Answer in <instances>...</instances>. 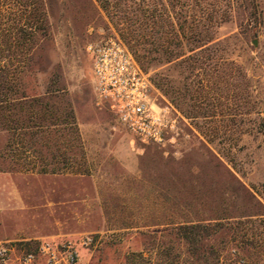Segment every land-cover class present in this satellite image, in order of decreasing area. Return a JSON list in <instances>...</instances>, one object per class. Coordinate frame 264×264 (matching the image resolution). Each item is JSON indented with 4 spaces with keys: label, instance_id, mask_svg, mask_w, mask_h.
Here are the masks:
<instances>
[{
    "label": "rangeland",
    "instance_id": "374dc122",
    "mask_svg": "<svg viewBox=\"0 0 264 264\" xmlns=\"http://www.w3.org/2000/svg\"><path fill=\"white\" fill-rule=\"evenodd\" d=\"M44 3L49 36L24 83L29 93L60 89L69 99L89 174L21 171V165L4 158L9 133L0 128V249H8L10 258L0 264H25L29 254L35 259L27 264H48L40 253L46 242L60 249L70 245L77 253L73 264H129L133 253L154 261L163 245L177 246L174 236L161 230L180 218L220 224L209 240L220 259L208 264H264V133L257 131L264 117V72L255 65L263 52L264 25L248 26L250 12L264 15V0H223L228 19L215 31L226 42L229 62L248 73L251 102H262L263 113L253 106L244 121L240 85L223 80V65L202 86L203 75L182 62L192 45L184 41L185 55L179 58L164 54L174 46L164 43L170 26L154 28L149 19L152 13L176 24L180 14L206 17L204 0L198 6L193 0H111L107 10L97 0ZM131 29L155 35L149 40H155L158 53L146 55L148 70H143L154 97L179 112L174 144L135 140L110 111L96 105L87 46L118 36L129 48L123 34ZM151 47L138 45L142 54V48ZM74 151L79 160L82 153Z\"/></svg>",
    "mask_w": 264,
    "mask_h": 264
},
{
    "label": "trees",
    "instance_id": "16d2710c",
    "mask_svg": "<svg viewBox=\"0 0 264 264\" xmlns=\"http://www.w3.org/2000/svg\"><path fill=\"white\" fill-rule=\"evenodd\" d=\"M97 1L105 10L110 7L111 0ZM193 1L194 6H198L202 0ZM204 2L208 5L206 10H209L206 17L180 14L174 24L169 17L167 21L152 13L149 15L154 28L158 26L162 29L166 23L170 26L171 31L166 32L164 43L168 47L171 43L174 46L173 50L165 49L164 54L176 58L184 56L182 46L187 41L193 47L190 50L192 54L182 62H190V68L197 71L198 75H203L200 83L214 80L218 74L215 67L223 65V70L219 72L223 80H233L240 85L238 107L241 121L251 114L253 106L259 107L260 115L263 113L262 102L252 103L250 100L248 73L243 66L229 62L224 49L226 42L215 37L216 29L228 19L227 11H223V0ZM251 13L248 26L252 24L256 28L264 25L263 12L260 16ZM123 35L141 67L147 71L144 58L158 53L155 40H149L155 35L137 29H131ZM258 35L257 31L253 33V37ZM48 36L44 0H0V128L9 133L4 158L21 165V171L28 173L85 176L89 174V169L85 164V155L81 152V137L71 102L65 95H61L60 89H50L43 95H37L29 93L24 83L25 75L37 65L36 53ZM147 43H151L152 47L142 48V54L138 45ZM6 51L11 54L6 55ZM262 51L255 65L264 72V44ZM259 120L257 131L264 133V117L260 116ZM247 131H243V134ZM210 133L217 135L214 130ZM231 133L232 130H229L227 136ZM74 149L82 153L79 160ZM183 213L184 210L180 214ZM170 225L171 229L164 228L161 231L170 232L177 246L163 245L154 261L151 257L146 259L142 253H133L127 262L208 264L211 258L219 262V251L209 243L220 231L219 223L209 225L203 220L180 218ZM180 249H183L184 254ZM235 261V264L239 263Z\"/></svg>",
    "mask_w": 264,
    "mask_h": 264
},
{
    "label": "built area",
    "instance_id": "2783aa9c",
    "mask_svg": "<svg viewBox=\"0 0 264 264\" xmlns=\"http://www.w3.org/2000/svg\"><path fill=\"white\" fill-rule=\"evenodd\" d=\"M92 59L93 90L96 105L112 113L115 121L133 139L145 144H174L179 129V112L169 102L162 103L153 95L154 85L135 55L118 36L87 46ZM40 253L48 264H73L77 253L70 245L61 249L43 243ZM35 256L29 254L25 264ZM8 249H0V261L8 263Z\"/></svg>",
    "mask_w": 264,
    "mask_h": 264
},
{
    "label": "water",
    "instance_id": "95a60500",
    "mask_svg": "<svg viewBox=\"0 0 264 264\" xmlns=\"http://www.w3.org/2000/svg\"><path fill=\"white\" fill-rule=\"evenodd\" d=\"M252 44H253V46L258 47V40H256V39L253 40V41H252Z\"/></svg>",
    "mask_w": 264,
    "mask_h": 264
}]
</instances>
